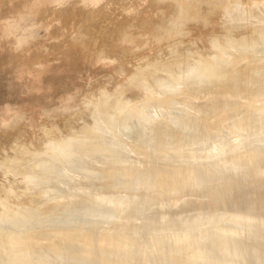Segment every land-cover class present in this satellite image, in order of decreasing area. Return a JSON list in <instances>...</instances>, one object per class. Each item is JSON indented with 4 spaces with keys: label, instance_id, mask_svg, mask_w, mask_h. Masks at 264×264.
Instances as JSON below:
<instances>
[{
    "label": "rangeland",
    "instance_id": "374dc122",
    "mask_svg": "<svg viewBox=\"0 0 264 264\" xmlns=\"http://www.w3.org/2000/svg\"><path fill=\"white\" fill-rule=\"evenodd\" d=\"M191 1L195 5L188 3L193 8H190L191 11L188 10L189 13L185 11L186 17L173 21V18H176L173 15L182 12L175 7L183 4L185 6L184 0H0V229L2 231L10 227V229L14 228L15 232L20 230L21 233L31 232L30 235L41 234L42 230L47 229L46 222L58 218L56 215L60 211V206L56 205L59 197L57 188L54 189L55 182L66 180L71 174H69L70 170L64 168L66 166H63L60 174L57 172L60 166L53 162L56 158L52 154L64 150L63 145L67 142H78L77 140L80 139L79 142L84 143L91 135H93L92 139L102 134L119 136L120 127L116 123H119V119L125 122L136 116L139 118L140 115L144 117L147 115L149 118L155 110L159 114L156 107L155 110L149 107L142 108L146 102L152 106L151 103L156 100L168 102L174 101L171 98L181 97L179 89L184 87L178 86L181 85L179 77H184L185 74L191 77L199 76L212 67L218 69L217 64L221 65L222 52L229 50L230 44L246 45L258 39L257 34L261 36L260 38H264V11L258 7L244 17L246 18L244 20L242 17V19L233 18L229 17L227 12L224 13V9L237 3L252 8L256 7L255 4L264 5V0ZM187 13H195L198 16L205 14L208 20L188 18ZM181 15L184 16L182 13ZM159 23L165 25L164 28ZM258 27H262L263 30L256 31ZM163 29L168 30L164 31L166 36L162 32ZM169 31L177 36L170 35ZM238 47L240 49L239 45ZM184 56L187 58H183ZM240 57H237L238 60ZM171 62L176 66H172L174 69L169 67L172 65ZM249 64L252 69L247 67ZM249 64L245 66L246 71L243 69L245 72L251 70L250 73L254 74L257 66L264 71L262 69L264 63H261L263 67L258 65L260 63H253L255 66L257 64L255 69L252 63ZM133 78H136V82ZM141 80L143 85H140ZM261 80L263 82V79ZM258 82L259 80L257 84ZM261 83L263 87L264 82ZM257 84H254L255 92L262 89ZM193 86L191 89L197 85ZM201 86L204 85L195 88L197 93V89L199 90ZM206 86L204 88L208 89L209 86ZM218 86L215 88L217 89ZM252 88L253 86L250 87L251 90L248 88V91L245 90L249 93ZM245 90L243 89L246 95ZM191 91L193 93V90ZM243 91L242 93L238 91L239 96ZM203 92H206L208 98L212 95L209 96L207 90ZM203 92L200 94L202 95ZM255 92H250L253 99L256 98ZM195 93L193 95L197 94ZM251 94L247 96L251 98ZM214 95L209 99L218 98ZM259 100L264 102V96ZM145 109L146 112H143ZM103 111L106 117L111 119H106ZM129 114L133 118H130ZM101 117L104 119L102 120ZM121 117L122 119L124 117L125 121ZM96 126L100 130H97ZM210 128L211 126L205 128L207 129L205 135H210V140H212L211 131H214L213 134L217 138L224 132L219 126L215 128L216 131L212 128L208 131ZM209 132L211 134H208ZM213 139L217 140L216 137ZM66 147L67 151L68 148L70 151H75L71 150L70 146ZM49 168L54 170L50 171ZM145 169H149L148 164H145ZM244 184L233 186L234 188H221L215 202L212 201L213 198L202 197L199 203L192 198L188 204L184 202L174 206V210L168 214L176 221L173 227L184 226V223L180 222L181 218L191 219L198 213L201 216L222 214V212L228 215L250 211L264 213V177ZM94 187L91 185L87 188L93 190L99 188L97 192L109 193L107 189ZM55 190L57 199L52 194ZM181 193L179 196L187 198L185 192ZM158 203L157 200L148 202V208L143 211V217L147 222H157ZM82 213L87 214L86 210ZM89 215L95 216L98 222H101V217L107 214L89 209L87 216ZM231 228L225 229L231 230ZM181 232L182 230L176 231L179 234ZM0 235L2 247L0 264H9L12 260V251L9 250V242L5 243L7 237L1 232ZM2 237L6 239L3 240ZM223 237L225 236L222 235V241ZM218 238L221 239V236ZM164 251L162 248L159 249L160 253ZM175 254L180 258L176 264H181L184 262L183 257H186L185 259L188 257L178 252ZM190 259L189 257L187 260Z\"/></svg>",
    "mask_w": 264,
    "mask_h": 264
},
{
    "label": "bare ground",
    "instance_id": "6f19581e",
    "mask_svg": "<svg viewBox=\"0 0 264 264\" xmlns=\"http://www.w3.org/2000/svg\"><path fill=\"white\" fill-rule=\"evenodd\" d=\"M191 2L193 1L188 0L185 6L183 4L175 7L179 8V11L182 10L184 16L181 13L174 14L173 17L176 18H173V21L186 17L185 13L193 8L188 3L195 5ZM255 5L256 7L251 8L237 3L224 9V13L227 12L228 16L233 18L242 17L244 20L246 19L244 17L257 7L264 11V5ZM187 16L202 18L204 21L208 18L205 14L198 16L195 13ZM258 28L255 30H263L262 27ZM164 31L168 30L163 29L162 32ZM169 32L172 35V32ZM256 36L258 39L249 41L250 43L246 45L230 44L229 50L222 52L221 65L217 64L218 69L212 67L199 76L191 77L183 74L184 77H179L181 85L178 86L182 88L183 85L186 90L179 89L181 97L171 98L174 101L168 102L156 100L154 101L156 103H151L152 106L148 102L144 103L142 108L156 107L159 114L154 109L153 115L149 118L140 114L139 118H136V115L133 118L129 114L130 118H133H129V121H125L124 117L125 122L119 119L118 123L112 119L120 127L119 136H108L99 131L102 135L99 134V137L94 136L95 138L92 139L91 133L88 138L92 140L87 138L84 143L79 142L80 139L77 140L79 143L70 141L63 145L64 150L53 153V157L56 158L53 162L60 166L57 172L59 173L63 166H66L64 168L70 170L68 172L71 174L66 180L55 182L54 189L57 188L59 197L56 205L60 206V211L56 215L58 218H49L50 220L46 222L47 229L42 230L41 234H32L33 236L30 235L31 232L23 233V230L22 233L20 230L15 232L12 228L13 232L10 227L5 231L0 229L2 235L7 237L5 243L9 242V250L12 251V260L9 264L11 262V264H49L48 262L50 264H176L180 259L175 254L177 252L188 256L187 259L191 258L187 260L183 257L184 262L181 260V264H264V213L250 211L228 215L222 212L211 216L205 215L206 217L198 213L191 219L181 218L180 222L184 223V226L180 228L173 227L176 221L168 215L174 210V206L184 202L188 204L192 198L198 203L202 197L213 198L212 201L215 202L221 188L242 186L246 182L264 177V102L259 100L264 96V71L257 66L260 63L258 65L263 67L261 63H264V38H260L259 34ZM185 56L183 58H187ZM239 56L242 59L240 57L238 60ZM173 62L168 66H175ZM249 63H252L254 69L258 67V71L256 70L254 74L250 73L252 68ZM253 63H257L256 66ZM245 66L250 67L249 72H245L247 69ZM136 78H133L135 82ZM258 80L263 83L262 87L258 82L262 87L261 92L257 90L260 94L255 92L254 84H257ZM140 85H143L142 80ZM193 85H197L195 88L198 85L209 87L205 89L201 86L202 88L197 89V93L195 88L191 89ZM215 85H219V89L218 87L216 89ZM252 86V91L247 93ZM200 89L207 90L209 96L215 94L214 96L218 98L210 100L212 95L209 99L208 95H205L206 92ZM243 89H247L246 95ZM238 91L241 93L243 91L245 97L247 94L250 96L249 94L254 91L256 98L253 99L252 94L251 98L248 96L245 98L243 94L239 96ZM194 93L196 95H193ZM146 109L143 112H146ZM102 113L105 115L104 111ZM105 118L107 119L108 116L105 115ZM210 126L212 129L219 126L222 128L221 131L224 129L221 134L223 136L218 135L217 138L210 128L208 129L212 132V140H210V135H207L209 137L205 135L207 134L205 128ZM215 137L216 141L213 139ZM66 146L72 147L70 149L75 151H70L69 148L67 151ZM145 164L149 165V169H145ZM64 175L68 176V174ZM91 185H94V188L107 189L109 193L97 192L99 188L88 189L87 187ZM142 189L146 190L141 191ZM54 192L56 190L52 192L53 197L57 199ZM181 192H185L187 198L179 196ZM151 200H157L161 204L156 205L158 220L154 223L147 222L143 217V211L148 208L147 204ZM232 201L234 202V199ZM89 209L94 212L103 211L107 215L101 217L102 221L98 222L95 216H87ZM84 210L87 214L82 213ZM228 227L234 229H225ZM179 230H182L181 234L176 233V231L180 232ZM222 235L225 236L223 241ZM219 236L221 239L218 238ZM0 248H2L1 244ZM161 248L165 251L160 253Z\"/></svg>",
    "mask_w": 264,
    "mask_h": 264
}]
</instances>
